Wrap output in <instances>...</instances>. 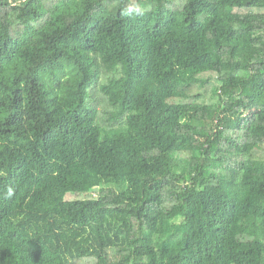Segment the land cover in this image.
<instances>
[{
	"label": "trees",
	"instance_id": "16d2710c",
	"mask_svg": "<svg viewBox=\"0 0 264 264\" xmlns=\"http://www.w3.org/2000/svg\"><path fill=\"white\" fill-rule=\"evenodd\" d=\"M0 264H264V0H0Z\"/></svg>",
	"mask_w": 264,
	"mask_h": 264
},
{
	"label": "clouds",
	"instance_id": "9594fccd",
	"mask_svg": "<svg viewBox=\"0 0 264 264\" xmlns=\"http://www.w3.org/2000/svg\"><path fill=\"white\" fill-rule=\"evenodd\" d=\"M131 11H132V9H129V12H131ZM136 11L138 12L139 9H136ZM12 193H13V189L11 187H9V189H8V195L11 196Z\"/></svg>",
	"mask_w": 264,
	"mask_h": 264
}]
</instances>
